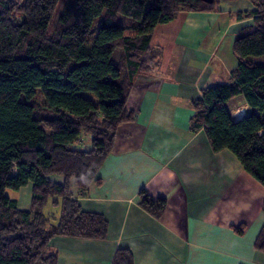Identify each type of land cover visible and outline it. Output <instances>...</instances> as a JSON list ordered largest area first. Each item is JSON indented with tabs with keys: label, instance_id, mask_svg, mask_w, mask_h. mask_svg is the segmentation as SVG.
Returning <instances> with one entry per match:
<instances>
[{
	"label": "trees",
	"instance_id": "16d2710c",
	"mask_svg": "<svg viewBox=\"0 0 264 264\" xmlns=\"http://www.w3.org/2000/svg\"><path fill=\"white\" fill-rule=\"evenodd\" d=\"M222 1L64 0L49 34L60 0H0V264H57L53 237H106V220L81 210L69 181L83 194L98 182L117 128L134 119L129 92L162 57L151 44L154 28ZM244 1L254 10L237 14L252 19L233 41L237 65L228 80L201 89L190 128L203 129L213 151L230 150L264 186V0ZM239 96L249 111L235 120L228 102ZM27 185L31 201L21 209L7 190ZM140 197L155 215L165 208L162 198ZM48 204L60 207L58 217L45 213ZM254 245L264 252V223ZM113 264L133 257L121 249Z\"/></svg>",
	"mask_w": 264,
	"mask_h": 264
},
{
	"label": "crops",
	"instance_id": "0c3cea01",
	"mask_svg": "<svg viewBox=\"0 0 264 264\" xmlns=\"http://www.w3.org/2000/svg\"><path fill=\"white\" fill-rule=\"evenodd\" d=\"M252 10L247 1L224 0L215 11L180 12L154 28L151 44L162 57L157 71L140 76L129 92L134 119L117 128L98 182L83 194L69 181L81 210L106 220V237H53L57 264H113L121 249L133 264H264L254 245L264 223V186L230 150L213 151L205 131L190 128L201 89L225 82L236 67L233 41L252 26L237 14ZM235 99L249 111L241 96L228 106ZM25 189L29 200H20ZM142 191L166 201L160 215L141 205ZM18 192L12 198L28 209L31 186Z\"/></svg>",
	"mask_w": 264,
	"mask_h": 264
},
{
	"label": "rangeland",
	"instance_id": "374dc122",
	"mask_svg": "<svg viewBox=\"0 0 264 264\" xmlns=\"http://www.w3.org/2000/svg\"><path fill=\"white\" fill-rule=\"evenodd\" d=\"M64 0H60V3L59 5L57 6L56 8V12L54 14V17H53V21L52 23L49 25V28H48V33L50 34L52 31H53V28H54V23H55V20L58 16V13L62 7V3H63ZM99 22H100V17H98L92 27V32L91 34L89 35V40H93V38L95 37L96 33H97V29H98V26H99ZM121 22L124 23V19H121ZM117 52H120L119 50H116ZM39 96V92H37L36 96H35V99L39 100L37 97ZM40 101V100H39ZM242 102V101H241ZM240 102L239 99H235L233 102H231L229 104L230 106V109L232 110L231 113L233 114V118H236L237 116L234 114V112L237 110H242L244 112V114H246L248 111L244 110L242 106H240V108L238 107L239 105H241L242 103ZM241 119V118H240ZM7 193L11 196V197H17L18 196V191H14V190H7ZM29 189H25L20 195H19V198L20 200H29ZM45 213L48 214V215H53V217H58L59 216V211H60V207H52L50 204H48L46 207H45ZM54 222V220H51Z\"/></svg>",
	"mask_w": 264,
	"mask_h": 264
},
{
	"label": "water",
	"instance_id": "95a60500",
	"mask_svg": "<svg viewBox=\"0 0 264 264\" xmlns=\"http://www.w3.org/2000/svg\"><path fill=\"white\" fill-rule=\"evenodd\" d=\"M201 1L208 3V4H211V3H213L214 0H201Z\"/></svg>",
	"mask_w": 264,
	"mask_h": 264
}]
</instances>
